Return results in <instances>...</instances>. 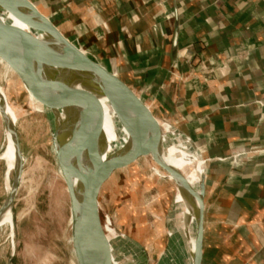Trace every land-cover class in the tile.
<instances>
[{"label":"crops","instance_id":"1","mask_svg":"<svg viewBox=\"0 0 264 264\" xmlns=\"http://www.w3.org/2000/svg\"><path fill=\"white\" fill-rule=\"evenodd\" d=\"M30 1L52 23L72 15L173 126L197 193L204 173L201 264H264V0Z\"/></svg>","mask_w":264,"mask_h":264},{"label":"rangeland","instance_id":"2","mask_svg":"<svg viewBox=\"0 0 264 264\" xmlns=\"http://www.w3.org/2000/svg\"><path fill=\"white\" fill-rule=\"evenodd\" d=\"M71 20L72 15L67 14L59 24L56 20L53 23L60 31L62 27L74 30L77 43L92 50L103 65L107 63L109 53L95 46V38H86L87 32L79 33V25H75V30ZM97 31L94 30V36L101 39ZM1 61L0 100L9 104L14 112L12 123L17 131L22 167L11 209L0 217V264H77L72 244L74 218L52 146L51 117L37 109L17 75ZM115 74L127 84L126 77L124 80L123 76ZM15 111L18 116L14 118ZM7 136L0 115V206L12 186L16 164L15 144L10 167L3 156L8 151L9 139L13 140L11 132V137ZM174 191L163 171L144 156L117 168L101 188V210L108 213L117 233L134 242L132 253L140 264H155L168 246L167 216ZM78 240H74L75 247H79ZM115 264H118L116 260Z\"/></svg>","mask_w":264,"mask_h":264},{"label":"water","instance_id":"3","mask_svg":"<svg viewBox=\"0 0 264 264\" xmlns=\"http://www.w3.org/2000/svg\"><path fill=\"white\" fill-rule=\"evenodd\" d=\"M11 4L10 13L34 32L7 24L0 16V59L17 75L28 98L30 94L36 101L53 111L51 141L66 183L70 204L73 201L77 202L81 207H84L85 211L86 225L81 228L79 233L71 218L72 244L77 264H113L111 249L104 229L105 222L107 221L111 225V220L108 213L101 210L100 191L105 181L117 168L128 165L142 154L137 152L127 159H117L108 152L99 130L101 118L99 99L104 96L107 100L116 103L121 111L123 109L130 110L140 116L145 115L148 120L142 121L149 133L154 134L162 158L164 126L136 92L112 70L54 25L40 21L38 17L41 14L30 0H11ZM173 18L172 46L175 47L179 25L176 9L173 11ZM45 47L51 49L52 52L49 54L52 58L48 62L50 60L55 63L59 62L65 66L69 73L79 77L80 89H77L76 93L72 89L64 87L66 94H57V92L59 93L57 84L47 77L43 70L44 67L36 61L31 51L32 48ZM42 59L41 57L40 61ZM56 112L62 113L63 116L59 117ZM0 115L5 128L11 130L16 154L13 182L0 206L1 217L3 212L11 209L21 178L22 155L16 127L10 122L7 111L1 103ZM163 161H165L164 158ZM164 164L163 167L167 171H173V169H169L167 162L166 165ZM173 174L177 182L179 181L178 183L183 185L185 182L183 173L177 170ZM73 183H77V188L73 187ZM204 187L205 176L203 173L198 185V207L195 208L191 205L197 227L194 234L192 264H201L202 261L204 212L202 196ZM187 201L189 202L188 199ZM76 238L79 239V247L74 246Z\"/></svg>","mask_w":264,"mask_h":264},{"label":"bare ground","instance_id":"4","mask_svg":"<svg viewBox=\"0 0 264 264\" xmlns=\"http://www.w3.org/2000/svg\"><path fill=\"white\" fill-rule=\"evenodd\" d=\"M11 6V0H0L1 18L7 24H10L18 29H24L34 32L33 29L28 28L12 13H10L9 9L11 8ZM40 14L41 16L38 17L40 21L53 24L42 13ZM31 51L35 56L36 61L39 62L42 67H44L43 70L46 73L47 77L51 79L54 84H57V89L59 90V93L57 92L58 95L66 94V87L72 89L74 93H76L75 91L77 89H80L78 76L69 73L65 66L59 62L55 63L51 60L50 62H48L49 59L52 58L49 56V54L52 53L51 49L49 50L48 47L32 48ZM41 57L43 58L42 61H40ZM48 64L51 65V68L47 66ZM66 84L67 86H65ZM29 98L31 101L35 102L38 109L46 111L50 115L51 119L52 117H54L53 111L50 108L43 106L30 94ZM99 102L101 104L99 130L103 141L108 148V152L115 156L117 159H127L137 152L141 153V156H144L150 163L155 166L156 169L158 168L159 170L163 171L164 176L167 177L173 184V188L175 191L172 197L171 209L167 216V221L169 223V242L167 248L163 251L155 264H192L194 253V234L197 227L196 217L191 210V205L195 208L198 207L197 197L199 196V191L198 193L196 192L192 180L185 171V162L181 144L169 131V129L173 128V126L162 121V124L164 126L162 156L167 162V166L169 167V169H173L172 172H169L163 167V164L165 163L164 165H166V162L163 161V158L161 157L158 146L154 139V134H150L148 128L146 127V125H144V121L148 120L147 117L145 115L140 116L133 111L130 112V110L123 109L124 111H121L116 106V103L112 102L111 100H107V98L104 96L100 97ZM0 103H2V105L4 103L3 107L6 109L10 122L12 123L14 113L12 107H10L9 104L7 105L4 100H0ZM57 115L59 117L63 116L62 113H57ZM16 116H18L17 112L14 114V118ZM174 129L178 130L177 128ZM6 131L7 135L10 136L11 130L9 128H6ZM181 134L185 138H188L182 132ZM189 142L194 151H196L191 140H189ZM168 144L171 146L174 156ZM13 147L14 143L10 138L8 142V151L3 155L9 162L8 167H10L14 161ZM177 170L181 171L183 173V177H185V182L183 183V185L179 184V181L177 182V179L173 174V172ZM73 187L77 188V183H73ZM203 196L202 199H204ZM187 199L189 200L190 204ZM72 203L71 207L75 227L77 229V232L79 233L81 228L86 225L84 220L85 211L84 207H81L77 202L73 201ZM11 225L12 223L10 222V229ZM104 229L111 249L113 264H115V260L118 262V264H140L136 261L132 253L131 247L133 246L132 244L134 242L129 240L126 236L117 233V231L111 225H109V222L107 221L104 224Z\"/></svg>","mask_w":264,"mask_h":264}]
</instances>
